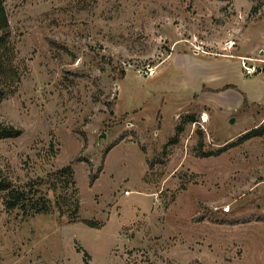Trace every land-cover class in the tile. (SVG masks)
I'll use <instances>...</instances> for the list:
<instances>
[{
    "label": "rangeland",
    "instance_id": "1",
    "mask_svg": "<svg viewBox=\"0 0 264 264\" xmlns=\"http://www.w3.org/2000/svg\"><path fill=\"white\" fill-rule=\"evenodd\" d=\"M5 3L0 180L51 211L0 191V264H264V0Z\"/></svg>",
    "mask_w": 264,
    "mask_h": 264
},
{
    "label": "trees",
    "instance_id": "2",
    "mask_svg": "<svg viewBox=\"0 0 264 264\" xmlns=\"http://www.w3.org/2000/svg\"><path fill=\"white\" fill-rule=\"evenodd\" d=\"M15 51L12 44V31L9 20V15L6 8L5 0H0V101L4 98L7 93V85L17 79L19 80L20 76L15 63ZM122 77H125V74H122ZM229 87H235L233 84L226 85L222 88L225 90ZM245 103L248 102L246 95L244 96ZM190 120H194L191 118ZM22 128H17L14 126L1 127L0 128V138L4 137H15L22 133ZM264 135V124L258 126L255 129H252L244 133L240 137V142H243L247 139H250L254 136ZM203 144V140H200V145ZM200 155H211L212 152H204L198 149ZM73 173L72 167L70 165L65 166L59 169L56 172H53L52 175L64 177L65 186L73 185L74 182H70V178L67 176ZM64 175V176H63ZM96 175H92L91 183H94ZM7 190L8 194L5 199V205L8 209L19 208L23 211L24 214L29 213H48L51 211V200L46 198V195H38V190H34V186L31 182L27 183L23 187H17L11 179L2 178L0 180V191ZM73 198V209L74 215L79 211V200L77 198L75 190L71 192ZM226 213V212H224ZM87 224L93 226L91 220H85Z\"/></svg>",
    "mask_w": 264,
    "mask_h": 264
},
{
    "label": "built area",
    "instance_id": "3",
    "mask_svg": "<svg viewBox=\"0 0 264 264\" xmlns=\"http://www.w3.org/2000/svg\"><path fill=\"white\" fill-rule=\"evenodd\" d=\"M243 66L245 67L246 72H247L248 74H253V73L256 71V65H255V64L249 65V64H247L245 61H243ZM153 72H154V71H153L152 69H150V73H153ZM125 193H126V194H130L131 191L127 189V190L125 191ZM223 209H224L225 211H230V205L224 206Z\"/></svg>",
    "mask_w": 264,
    "mask_h": 264
},
{
    "label": "bare ground",
    "instance_id": "4",
    "mask_svg": "<svg viewBox=\"0 0 264 264\" xmlns=\"http://www.w3.org/2000/svg\"><path fill=\"white\" fill-rule=\"evenodd\" d=\"M208 119H209L208 114L205 113L204 120H205V121H208Z\"/></svg>",
    "mask_w": 264,
    "mask_h": 264
},
{
    "label": "water",
    "instance_id": "5",
    "mask_svg": "<svg viewBox=\"0 0 264 264\" xmlns=\"http://www.w3.org/2000/svg\"><path fill=\"white\" fill-rule=\"evenodd\" d=\"M232 120H233V118H232Z\"/></svg>",
    "mask_w": 264,
    "mask_h": 264
},
{
    "label": "crops",
    "instance_id": "6",
    "mask_svg": "<svg viewBox=\"0 0 264 264\" xmlns=\"http://www.w3.org/2000/svg\"><path fill=\"white\" fill-rule=\"evenodd\" d=\"M256 102V101H255Z\"/></svg>",
    "mask_w": 264,
    "mask_h": 264
}]
</instances>
